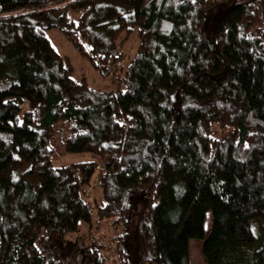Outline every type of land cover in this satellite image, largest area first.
I'll return each instance as SVG.
<instances>
[{
  "label": "trees",
  "instance_id": "obj_1",
  "mask_svg": "<svg viewBox=\"0 0 264 264\" xmlns=\"http://www.w3.org/2000/svg\"><path fill=\"white\" fill-rule=\"evenodd\" d=\"M43 17L119 66L123 86L73 78ZM18 156L36 183L11 176ZM0 186V264H79L81 250L130 264L135 197L136 264H190L191 238L207 264L228 243L256 244L251 264H264V0H0ZM103 221L109 233L85 240L82 226ZM54 234L75 240L68 257L44 247Z\"/></svg>",
  "mask_w": 264,
  "mask_h": 264
},
{
  "label": "rangeland",
  "instance_id": "obj_2",
  "mask_svg": "<svg viewBox=\"0 0 264 264\" xmlns=\"http://www.w3.org/2000/svg\"><path fill=\"white\" fill-rule=\"evenodd\" d=\"M43 24L49 25L46 29L47 37L49 38L51 44L55 49L64 56H68L71 64V75L73 78L78 80H84L86 83L94 88L98 89H116L122 87L123 83L119 79V75L122 74V69L118 67H113L109 62H102L98 59H92L86 54H82L77 47L66 37L64 32L58 25L57 20L49 19L46 17L41 18ZM140 42V38L133 34L127 40L124 41L121 49L124 55L121 57L120 64L126 63L136 51ZM10 69L6 68L5 73L1 75L9 76ZM16 155V154H15ZM86 154H69L66 158L69 159H80ZM19 157V163L16 168L12 171V177L18 178L24 176L26 180L30 183H36V178L25 176L24 172L28 168V162ZM62 160L66 161V158L62 155L60 156ZM1 189V186H0ZM93 195L98 197L100 194L99 187L94 186L92 189ZM92 198V196H91ZM90 198V199H91ZM98 199V198H97ZM132 212L128 215L129 224L125 230V239L123 241V248L127 256V260L130 264H136L143 254V247L141 239L136 232V222L138 221L140 211L143 206V198L135 197L132 201ZM211 226V212H206L205 218V231L208 234ZM253 231L256 233L257 238L262 234V226L260 222L252 223ZM111 229L108 221H103L100 227H96L91 224V227L82 226V233L85 240H89L91 237L96 238L97 236H106ZM75 240L69 239L68 241L59 237L58 234L52 235L44 243V247L49 251L53 252L57 250L61 257H68L73 250V242ZM202 243L203 238H191L189 241V253H190V264H207V261L202 253ZM258 244V243H257ZM254 245H244V244H226V248L223 251L222 259L220 264H251L254 258V251L259 248V246ZM79 264H91V260L86 256L84 250H81L80 256L78 257Z\"/></svg>",
  "mask_w": 264,
  "mask_h": 264
},
{
  "label": "built area",
  "instance_id": "obj_3",
  "mask_svg": "<svg viewBox=\"0 0 264 264\" xmlns=\"http://www.w3.org/2000/svg\"><path fill=\"white\" fill-rule=\"evenodd\" d=\"M105 170V166L101 163H98L96 165V173H100V172H103Z\"/></svg>",
  "mask_w": 264,
  "mask_h": 264
},
{
  "label": "crops",
  "instance_id": "obj_4",
  "mask_svg": "<svg viewBox=\"0 0 264 264\" xmlns=\"http://www.w3.org/2000/svg\"><path fill=\"white\" fill-rule=\"evenodd\" d=\"M190 241V240H189ZM189 251H190V249H189Z\"/></svg>",
  "mask_w": 264,
  "mask_h": 264
}]
</instances>
